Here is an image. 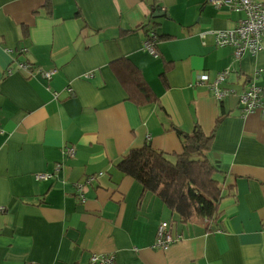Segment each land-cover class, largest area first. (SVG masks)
<instances>
[{
    "label": "crops",
    "instance_id": "crops-1",
    "mask_svg": "<svg viewBox=\"0 0 264 264\" xmlns=\"http://www.w3.org/2000/svg\"><path fill=\"white\" fill-rule=\"evenodd\" d=\"M244 16L210 0H0V264H264V35L238 60L216 42ZM252 84L262 106L246 112ZM199 131L218 208L186 219L120 166L145 145L175 162Z\"/></svg>",
    "mask_w": 264,
    "mask_h": 264
},
{
    "label": "trees",
    "instance_id": "trees-1",
    "mask_svg": "<svg viewBox=\"0 0 264 264\" xmlns=\"http://www.w3.org/2000/svg\"><path fill=\"white\" fill-rule=\"evenodd\" d=\"M212 136L213 132L209 137L199 131L195 137L187 138L184 151L175 162L148 145L133 149L120 168L145 184L148 190L162 187L160 197L171 210L178 211L186 219L191 208L200 215L215 214L219 187L214 176L218 169L207 156ZM211 184L215 190L209 187Z\"/></svg>",
    "mask_w": 264,
    "mask_h": 264
},
{
    "label": "built area",
    "instance_id": "built-area-1",
    "mask_svg": "<svg viewBox=\"0 0 264 264\" xmlns=\"http://www.w3.org/2000/svg\"><path fill=\"white\" fill-rule=\"evenodd\" d=\"M213 4L220 6L222 4H233L237 10L244 12L245 16L239 20L238 26L233 31H226V33H220L216 42L218 45H230L232 47V57L234 60L240 59L244 54L248 53L251 56L257 55L262 49V37L264 35V8L262 0H210ZM143 49L150 53L152 56H157L155 48V37L153 34L149 36L143 42ZM19 65V64H18ZM20 67L32 70L30 64H20ZM230 71L227 67L224 69L216 79L214 83H209V87L214 97L221 99L228 95L229 90L226 87L221 86V82L225 79L226 74ZM55 73L54 69H42L35 68L32 71L33 75H39L42 78L49 79ZM199 85L208 83V75L200 74L196 76L195 80ZM261 88L252 84L248 89L243 90L240 93L239 99L242 105L243 111L250 112L258 109L262 106L260 102ZM69 155L73 154L72 149H66ZM51 175L47 173L36 174L35 177L38 180H47ZM4 207L0 206V214L3 213ZM174 241L170 232V224L163 221L161 222L156 231L154 247L161 250L167 249V247ZM92 261L96 260V257H91ZM36 264V263H32Z\"/></svg>",
    "mask_w": 264,
    "mask_h": 264
},
{
    "label": "rangeland",
    "instance_id": "rangeland-1",
    "mask_svg": "<svg viewBox=\"0 0 264 264\" xmlns=\"http://www.w3.org/2000/svg\"><path fill=\"white\" fill-rule=\"evenodd\" d=\"M216 98V97H215ZM216 99H218V98H216ZM223 98H221V99H218V100H222Z\"/></svg>",
    "mask_w": 264,
    "mask_h": 264
}]
</instances>
